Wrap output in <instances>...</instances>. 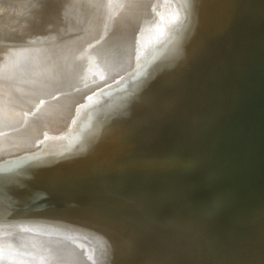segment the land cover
<instances>
[{
    "label": "bare ground",
    "instance_id": "obj_1",
    "mask_svg": "<svg viewBox=\"0 0 264 264\" xmlns=\"http://www.w3.org/2000/svg\"><path fill=\"white\" fill-rule=\"evenodd\" d=\"M9 171L0 264H264V0H0Z\"/></svg>",
    "mask_w": 264,
    "mask_h": 264
},
{
    "label": "rangeland",
    "instance_id": "obj_2",
    "mask_svg": "<svg viewBox=\"0 0 264 264\" xmlns=\"http://www.w3.org/2000/svg\"><path fill=\"white\" fill-rule=\"evenodd\" d=\"M48 53V52H47ZM48 56V55H47ZM47 56H45V58L47 57ZM45 58H42V60H44ZM46 60V59H45ZM23 70V69H22ZM24 71V70H23ZM72 109V108H71ZM75 111H77L76 109H75ZM78 112V111H77ZM79 120H80V123L82 124V118H80L79 117ZM68 124H73V127L74 126H77L78 125V123H77V118L76 119H74V120H72V121H70ZM60 137V133L59 132H56V133H54L53 131H52V133H50L46 138H44L45 140H47L48 142H50V141H52V140H54V139H57V138H59ZM38 154H43V155H45L44 154V151L42 150V151H38ZM38 160H41V159H37L36 161H38ZM29 161V163H31L32 162V166L27 170V171H32L33 169H34V162L33 161H31V159H29L28 160ZM181 162H179L178 163V166L179 165H181L180 164ZM44 164H45V161H44ZM43 164V165H44ZM59 165H64L66 168H69V166H67V163L66 162H64V161H61V160H53L52 162H49V163H46L40 170H44V169H48L49 171H52L54 168H56V167H58ZM182 168H184V167H179V169H182ZM26 171V172H27ZM17 172H21V171H17ZM129 173H131V172H129V171H127L126 173H125V175H128ZM107 174H109L111 177L113 176V172H110V173H107ZM11 175V172L9 171V172H2V173H0V177H9ZM146 175H147V172L146 171H139V172H136V177L135 178H137V179H141V180H144L145 179V177H146ZM92 176V175H91ZM53 177L54 178H66V180H68V179H72V177H70V176H63L62 174H60V172H56V170H54V172H53ZM88 177H90V176H88Z\"/></svg>",
    "mask_w": 264,
    "mask_h": 264
}]
</instances>
